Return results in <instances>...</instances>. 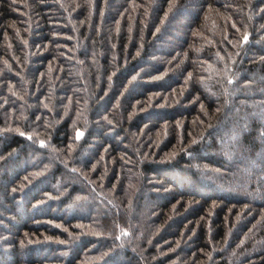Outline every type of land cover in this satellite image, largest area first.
<instances>
[{"label":"trees","instance_id":"trees-1","mask_svg":"<svg viewBox=\"0 0 264 264\" xmlns=\"http://www.w3.org/2000/svg\"><path fill=\"white\" fill-rule=\"evenodd\" d=\"M0 264H264V0H0Z\"/></svg>","mask_w":264,"mask_h":264},{"label":"snow or ice","instance_id":"snow-or-ice-1","mask_svg":"<svg viewBox=\"0 0 264 264\" xmlns=\"http://www.w3.org/2000/svg\"><path fill=\"white\" fill-rule=\"evenodd\" d=\"M244 39H245V40H247V39H248L247 35L244 37ZM41 143H43V142H41Z\"/></svg>","mask_w":264,"mask_h":264}]
</instances>
